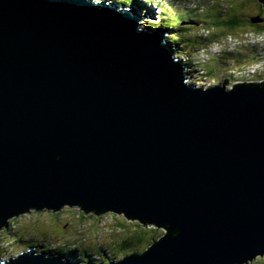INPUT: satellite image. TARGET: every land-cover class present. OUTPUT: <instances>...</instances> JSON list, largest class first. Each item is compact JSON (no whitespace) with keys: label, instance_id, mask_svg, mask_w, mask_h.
<instances>
[{"label":"water","instance_id":"1","mask_svg":"<svg viewBox=\"0 0 264 264\" xmlns=\"http://www.w3.org/2000/svg\"><path fill=\"white\" fill-rule=\"evenodd\" d=\"M147 19L114 0H0V230L80 207L166 229L88 264L264 257V81L200 87ZM57 254L0 264H78Z\"/></svg>","mask_w":264,"mask_h":264},{"label":"rangeland","instance_id":"2","mask_svg":"<svg viewBox=\"0 0 264 264\" xmlns=\"http://www.w3.org/2000/svg\"><path fill=\"white\" fill-rule=\"evenodd\" d=\"M207 1L208 3L210 2L209 9H206V11L208 10V12H203L202 6H204V2L202 1L201 3L199 0H139L138 3H140V6H136L142 9V5H145V8L143 10H146L150 13V19L143 21L145 27H150V24L152 25L157 23L159 26H167V28H169L171 34L166 37V42L168 43H176L173 38L176 34L180 35V31H177V27L180 30L179 26L166 25V23L172 22V18H170V16L174 15V17H177L179 22L181 21V19H183L184 22H188L183 25V28L192 27V29H194L192 32L193 36L196 33L201 34L203 30H206V33L202 35L203 38H209L210 35L213 34L210 42H214V44H212L209 48V50L211 49V53H208L209 51L207 52L204 47L202 48L201 46L198 47V49L191 50L192 53L194 52L192 56L193 63L196 65L195 68L200 72L204 81H206L205 78L211 81L208 74H211L212 79L220 81V75L218 73L220 70H223L222 73L225 75V77H231L229 75L234 74L239 81H244V79H247L246 83L254 82L257 80L264 81V78L261 79V77H259L260 75L264 77V58L261 57L262 54L264 55V11L261 6L262 3H260L258 0ZM195 2L197 4V7L194 6ZM250 17H254V23L257 24L256 27L250 26V24L242 25L239 23L237 26H235L236 29L228 30L225 26L217 27L214 23L215 20L223 21L232 20L234 18H238V21L243 20V22L247 23L249 21L247 19H249ZM194 21H196L197 23H195ZM156 28L157 27H154L152 29ZM228 35H230L227 38L229 43L226 45L229 48L234 49L237 47L236 44L240 45L241 43L240 41L237 42V40H231L232 36L238 37L239 39H244V44L247 45V50L245 53L246 56L244 59H242L243 67L239 71L238 69L230 68L232 66L238 67V61L233 62L230 66L224 67V63L221 61H216V64L212 63L213 61H209L210 63H208L207 61V59L209 58H213L214 60L220 59V56L222 55L219 56L216 54L220 51L219 45H222L225 37ZM217 41L219 45L215 46V42ZM176 44L179 47V52L176 53L174 57L189 60L190 55L186 54L189 52V50L187 49L186 51H183V49L186 48L185 44H179V42ZM205 51L207 53H205L206 55H204L203 53ZM211 54H213L214 56L212 57ZM232 58L233 55L231 53L230 55L225 56L223 59L226 62H229L230 60H232ZM186 63H188V61ZM246 69L248 74L247 76L243 77V70ZM188 73H191L190 69H188ZM223 80L218 82V84ZM227 80H229L227 83H234L230 78H227L226 81ZM190 81L196 83L194 77H192ZM204 83L206 85L209 84V82ZM222 83L225 82L223 81ZM211 84L215 85L213 82H211ZM207 87L211 86L208 85ZM72 212L76 214L70 215L69 213ZM78 212H82V208L65 206L59 212L51 213V211L43 210V212H32L30 214L22 215L17 219H11L8 222L9 224L0 230V260L6 261L10 258H14L21 253L29 250V248L32 246H36L37 249H41L42 251H55L60 248L65 249L64 246L68 245V243H79L81 244V246H83V248L84 245H86V247L91 246L94 248L97 247V245H101L102 247L104 246L105 251L108 252V256H106L107 258L100 259L101 257L99 258L97 253L91 252L92 260H94L96 263H108L109 261L118 262L130 255L135 254L132 253L131 250H129V252L128 249L125 250V246H121L122 242L119 245L114 246V241L111 242V240L115 237L120 239L135 237L138 232L135 230L136 228L134 224L137 221L128 219L124 214L107 213L102 215L95 214V216H97L98 218L92 217L91 220H89L90 222L87 220H85L84 222L83 220L82 225H78L75 223L80 220L77 215ZM91 213L94 212H87V214L85 213V215H90ZM124 223L126 224V226L123 225ZM144 227L146 229L157 228L156 226H154V224H146L144 225ZM158 229H155L156 231L153 236V239L155 240H159L166 236L165 228L160 227ZM42 230H45L46 234L41 233ZM137 230L141 232V230H144V228L140 227ZM37 232L41 233V237H36ZM48 239L50 240L48 241ZM18 240L20 241L17 242ZM15 242H17V246H15ZM27 243L30 244L27 247H24V245ZM149 243L150 242L147 239L146 242L142 243L144 244V246L138 248H140V251H145L149 249V247L152 246L155 242H151V244ZM60 245H62V247H60ZM115 248L122 249L120 250V255H118V252H116V256L114 255ZM125 253H128V255L125 256ZM57 255L63 257V255L59 253ZM76 262L78 264H81L78 261ZM248 264H264V257L260 256L253 260H250Z\"/></svg>","mask_w":264,"mask_h":264},{"label":"trees","instance_id":"3","mask_svg":"<svg viewBox=\"0 0 264 264\" xmlns=\"http://www.w3.org/2000/svg\"><path fill=\"white\" fill-rule=\"evenodd\" d=\"M114 1H116V2H118V3H121V4H130V5H132V4H135V5H137V6H140V3H138V1L139 0H114ZM201 3H202V1L204 2V6H202V10H203V12L205 11V12H208V10L206 11V9H209V3H208V1L207 0H199ZM142 6H145V5H142ZM194 6L195 7H197V4H196V2H195V4H194ZM261 6H262V8H263V5L261 4ZM263 11H264V8H263ZM175 16V15H174ZM174 16H170V18H172V22H174V23H172V22H170V23H166V25H175V26H179L180 27V30L178 29V27H177V31L179 32L180 31V35L179 34H176L175 36H174V40L176 41V43H178L179 42V44H181V43H184L185 44V47L186 48H184L183 49V51H186L187 49L189 50V52L188 53H186L187 55H190L191 57L189 58V61L190 62H192L193 61V53L191 52V50L192 49H198V47H204V49L208 52V53H211V49L209 50V48L211 47V45L214 43H210V41H211V39H212V36H213V34L212 35H210V37L209 38H203V36L202 35H204L205 33H206V30H203L202 31V33L200 34V33H196L194 36H193V34H192V32H193V30L194 29H192V27L191 28H189V27H185V28H187V29H185V28H183L184 26L183 25H185L186 23H188L187 21L186 22H184L183 21V19H181V21L179 22V20L177 19V17H174ZM259 17H262V16H259ZM253 19H254V17H250L249 19H247V20H249L247 23H245V22H243V20H239L238 21V18L237 19H232V20H223V21H218V20H215L214 21V23H215V26H217V27H220V26H225L228 30H234V29H236V27L235 26H237L239 23L240 24H250V26H257V24H255L254 22H253ZM195 23H197L196 21H194ZM150 26H153V27H158L159 25L156 23V24H150ZM260 26V25H259ZM167 27V26H166ZM176 31V32H177ZM233 38V37H232ZM227 40V39H226ZM235 40H238V39H236L235 38ZM237 42H239V40L237 41ZM207 45H208V47H207ZM208 49V50H207ZM206 51L205 52H203L204 53V55H206L207 53H206ZM206 53V54H205ZM209 55V54H208ZM212 55V57L214 56L213 54H211ZM225 56H228V55H223V56H220V59H217V60H214L213 58L211 59V58H209V59H207V61H208V63H210L209 61H213L212 63H214V64H216L215 62L216 61H221V62H223L224 63V65H223V67L224 66H229V65H231L233 62H235V61H238V66L240 65V64H242L243 63V61H242V58L241 59H239L238 57H235V56H233V58H232V60H230L229 62H226L223 58L225 57ZM187 61V60H186ZM242 61V62H241ZM231 62V63H230ZM193 65V69L195 68V64H192ZM230 68H233V69H235V68H237V67H234V66H232V67H230ZM196 69V68H195ZM223 72V70H220L218 73H219V75H220V81L221 80H223V79H225V78H230V79H232V80H238V78L236 77V76H234V74L233 75H229V76H231V77H225V75L222 73ZM232 74V73H231ZM209 76H210V79H211V82H220V81H217V80H215V79H212L211 78V74H208ZM259 77H261V79L262 78H264L262 75H260ZM226 80V79H225ZM225 80H223V81H225ZM259 82V81H258ZM52 213V212H51ZM70 215H74V214H76V213H74V212H72V213H69ZM78 218L80 219V220H78L77 222H75L76 224H78V225H82V222H83V220H84V222H85V220H87V221H89V220H91V218L92 217H96V218H98L97 216H95V214H90V215H85V213L82 211V212H78ZM17 218H19V217H17ZM16 218V219H17ZM31 219H33V218H31ZM93 220V219H92ZM90 222V221H89ZM124 226H126V224L124 223L123 224ZM135 230L138 232L137 233V235L135 236V237H133V238H126V239H120V238H112V240H111V242H113L114 241V246H116V245H119L121 242H122V245L121 246H125V250H127L128 249V252H129V250H131L132 251V253H135L134 255H140V254H143L146 250H145V248H144V250L145 251H140V248H138V247H143L144 246V244H142L143 242H146V240L148 239V241L150 242L149 244H151V242L153 243L154 241H155V239H153V236H154V233H155V229H158V227L157 228H155V229H146L145 227H144V225L143 224H141L140 222H136L135 224ZM140 227H143L144 228V230H141V232H139L137 229H139ZM159 230V229H158ZM41 233H44V234H46L45 233V230H42V232ZM41 233H39V232H37V235H36V237H41L40 235H41ZM158 233V232H157ZM48 235V234H47ZM49 236V235H48ZM48 236H46V237H48ZM50 237V236H49ZM50 239H48V241H49ZM20 240H18L17 242H19ZM17 242H15V246H17ZM141 245H140V244ZM30 243H27V244H25L24 245V247H27L28 245H29ZM60 247H62V245H60ZM65 247V249H63V248H60V249H58V250H55V251H53V250H49V251H51V252H53V253H59V254H61V255H65L66 257H69V258H72V259H75V260H77L78 262H80L81 264H88V263H93V262H95L94 260H92V253L91 252H95V253H97L98 254V256H99V258L100 259H102V258H107L106 256H108V252H106L105 251V248H104V246L102 247L101 245H97V247H91V246H88V247H86V245H84V248H83V246H81V244H79V243H68V245H66V246H64ZM106 248H108V247H106ZM62 250H64V251H62ZM66 250V251H65ZM120 250H122L121 248H115V250H114V255L116 256L117 255V253L116 252H118V255H120L119 253H121V251ZM113 253V252H112ZM131 254V253H130ZM79 255V256H78ZM128 255V253L126 254L125 253V256H127Z\"/></svg>","mask_w":264,"mask_h":264},{"label":"clouds","instance_id":"4","mask_svg":"<svg viewBox=\"0 0 264 264\" xmlns=\"http://www.w3.org/2000/svg\"><path fill=\"white\" fill-rule=\"evenodd\" d=\"M259 1V0H258ZM261 3V2H260ZM121 4V3H120ZM125 5H129V6H132V5H134V4H132V5H130V4H125ZM263 5V4H262ZM145 8V6H142V9H144ZM149 25V24H148ZM151 28H154L153 26H150ZM230 35H228V36H226L225 37V39H224V41H223V43H222V46L220 47V51H219V53H217V54H219V55H230L231 53H232V55L233 56H235V57H238L239 59H241L242 57H245L246 55H245V53H246V50H247V45H245L244 44V39H239L238 37H235V36H232L233 38H236V39H239V41L241 42L240 43V45H238L236 48H234V49H231V48H229L227 45H226V39L229 37ZM216 44H219L218 43V41L217 42H215V46H216ZM224 51H228V52H224ZM186 61V60H185ZM187 61H189V60H187ZM188 69H190V72L191 73H189L190 75H191V77L193 76V75H198L199 74V71L197 70V69H193L192 67H189ZM198 71V72H197ZM199 81H203V83L205 82L203 79H199ZM258 81H260V82H263V81H261V80H257V82ZM209 82V86H211V81H208ZM250 83H256V81H254V82H250ZM208 85H206L205 83L204 84H202V85H200V86H205V87H207Z\"/></svg>","mask_w":264,"mask_h":264},{"label":"bare ground","instance_id":"5","mask_svg":"<svg viewBox=\"0 0 264 264\" xmlns=\"http://www.w3.org/2000/svg\"><path fill=\"white\" fill-rule=\"evenodd\" d=\"M196 11H197V10H196ZM231 40H235V39L232 38ZM235 41H236V40H235ZM237 41H238V40H237ZM225 42H226V44L229 43L228 40H226ZM210 43H211V42H210ZM262 43H263V42H262ZM213 44H214V43H213ZM217 45H219V44H216V46H217ZM236 45L238 46V44H236ZM221 46H222V45H219V47H221ZM255 46H256V45H255ZM255 46H254V48H255ZM256 47H257V46H256ZM250 50H251V49H250ZM255 50H256V49H255ZM260 51H262V50H260ZM193 53H194V52H193ZM262 53H263V52H262ZM216 55H219V54H216ZM253 55H254V54H253ZM219 56H220V55H219ZM222 56H223V55H222ZM260 56H261V55H260ZM260 56H259V57H260ZM190 57H191V56H190ZM261 57L264 58V55L262 54ZM244 58H245V57H242V59H244ZM246 61H247V60H246ZM254 61H255V60H254ZM257 61H258V60H257ZM186 62H187V61H186ZM241 62H242V61H241ZM230 63H231V62H230ZM254 63H255V62H254ZM186 64H187V67H188V68H189V67H192V68H193V65H192V64H194L193 61H192V62L188 61V63H186ZM238 64H239V63H238ZM245 64H246V63H245ZM229 66H230V65H229ZM248 66H249V65H248ZM195 67H196V66H195ZM242 67H243V63H242V65L240 64V65H239L237 68H235V69H238V71H239V70L242 69ZM198 68H199V67H198ZM244 68H245V67H244ZM249 68H250V67H249ZM261 68H262V67H261ZM232 69H233V68H232ZM243 71H244V74H242L243 77L247 76V74H248V73H247V69H246V70H243ZM199 73H200V72H199ZM236 73H237V72H236ZM261 73H262V71H261ZM252 74H253V73H252ZM249 75H250V74H249ZM253 75H254V74H253ZM256 75H257V74H256ZM234 76H235V75H234ZM257 77H258V76H257ZM226 79H227V78H226ZM246 80H247V79H244V81H242V80H240V81H239V80H236V81H235V80H232V81H233L234 83H237V82H238V83H246ZM228 81H229V80H227V81L225 80L224 82L227 83ZM222 82H223V81H222ZM222 82H221V83H222ZM256 82H257V81H256ZM259 82H260V81H259ZM213 83H214L215 85L218 84V83H216V82H214V81H213ZM215 85L211 84V86H215ZM200 87H202V86H200ZM111 262H113V261H111ZM249 262H250V261H249ZM249 262H248V263H249ZM248 263H247V264H248Z\"/></svg>","mask_w":264,"mask_h":264},{"label":"built area","instance_id":"6","mask_svg":"<svg viewBox=\"0 0 264 264\" xmlns=\"http://www.w3.org/2000/svg\"><path fill=\"white\" fill-rule=\"evenodd\" d=\"M204 80V79H203Z\"/></svg>","mask_w":264,"mask_h":264}]
</instances>
